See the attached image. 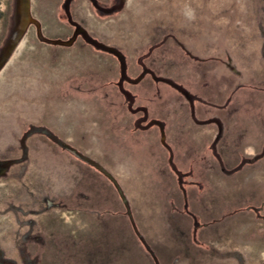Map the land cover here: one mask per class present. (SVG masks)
Masks as SVG:
<instances>
[{"label":"rangeland","instance_id":"374dc122","mask_svg":"<svg viewBox=\"0 0 264 264\" xmlns=\"http://www.w3.org/2000/svg\"><path fill=\"white\" fill-rule=\"evenodd\" d=\"M0 264H264V0H0Z\"/></svg>","mask_w":264,"mask_h":264}]
</instances>
